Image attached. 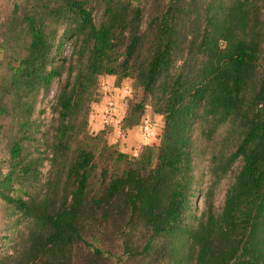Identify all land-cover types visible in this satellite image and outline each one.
<instances>
[{
    "label": "trees",
    "instance_id": "16d2710c",
    "mask_svg": "<svg viewBox=\"0 0 264 264\" xmlns=\"http://www.w3.org/2000/svg\"><path fill=\"white\" fill-rule=\"evenodd\" d=\"M1 16L0 132L10 127L0 200L29 226L13 251L0 250V264H264V0H4ZM64 72L56 172L25 199L18 193L41 181L27 151L38 93ZM102 75L144 90L124 126L138 125L151 105L164 117L159 146L137 157L105 141L98 154L90 148ZM197 130L235 140L234 151L216 156V183L240 167L222 210L211 189L206 211L187 223Z\"/></svg>",
    "mask_w": 264,
    "mask_h": 264
},
{
    "label": "rangeland",
    "instance_id": "374dc122",
    "mask_svg": "<svg viewBox=\"0 0 264 264\" xmlns=\"http://www.w3.org/2000/svg\"><path fill=\"white\" fill-rule=\"evenodd\" d=\"M2 1L4 0H0V3ZM94 5L97 6L95 19L100 22L103 14L102 6L97 2ZM2 20L1 16L0 21ZM72 50L73 43L67 41L63 48V55L71 58L73 55ZM66 77L67 72H64L62 79H54L48 90L42 89L38 93L33 116V120L37 124L36 142L29 144L27 151L31 158L40 161L41 181L37 188L32 190L31 194L27 193L29 191L27 188L26 192L18 193L25 199H28L30 195L39 196L50 176L56 172L51 162L53 157V147L51 145L58 124L57 95ZM144 94V90L137 85L133 78H125L119 81L117 76L102 75L99 77L94 89L88 117L87 138L91 149H94L98 154L105 141L108 143V147L127 153L130 157H137L144 146H159L164 128V117L154 113L152 106L149 104H147L141 115L138 125L126 128L123 122V133L120 132V127L115 124L103 125L101 123L103 110L110 103L116 104L120 115L125 119L133 105H138L144 99ZM9 127L10 123L0 132V169L4 173L8 171L9 157L6 147L9 137L7 129ZM201 131L197 130L196 132L197 151L194 161L197 192L192 198L191 209L186 215L187 223L194 222L193 220L199 218L201 213L206 211L211 189L213 190V201L216 210L218 212L222 210L227 190L234 182L235 173L240 167V162H237L233 165L231 172L216 183L219 175L216 172V156L234 151L235 140L227 130H221L213 140L205 139ZM28 226L29 221L27 218L18 213L14 206L0 200V250L2 252L6 250L13 251L14 245L26 236Z\"/></svg>",
    "mask_w": 264,
    "mask_h": 264
},
{
    "label": "built area",
    "instance_id": "2783aa9c",
    "mask_svg": "<svg viewBox=\"0 0 264 264\" xmlns=\"http://www.w3.org/2000/svg\"><path fill=\"white\" fill-rule=\"evenodd\" d=\"M102 116L103 119L101 123L103 125L115 124L116 126L120 127V132L123 133L124 117L120 115L118 107L115 103H110L109 106L103 110Z\"/></svg>",
    "mask_w": 264,
    "mask_h": 264
},
{
    "label": "crops",
    "instance_id": "0c3cea01",
    "mask_svg": "<svg viewBox=\"0 0 264 264\" xmlns=\"http://www.w3.org/2000/svg\"><path fill=\"white\" fill-rule=\"evenodd\" d=\"M131 140V139H130Z\"/></svg>",
    "mask_w": 264,
    "mask_h": 264
}]
</instances>
